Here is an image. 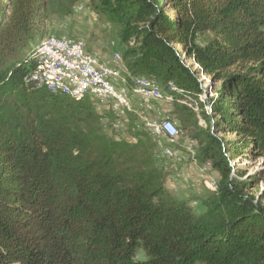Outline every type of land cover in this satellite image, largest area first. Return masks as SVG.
Segmentation results:
<instances>
[{
  "label": "trees",
  "instance_id": "1",
  "mask_svg": "<svg viewBox=\"0 0 264 264\" xmlns=\"http://www.w3.org/2000/svg\"><path fill=\"white\" fill-rule=\"evenodd\" d=\"M83 1L0 0V264H264V192L232 164L264 157V0H86L132 76L214 91L195 138L220 180L200 215L167 190L149 133L117 141L90 98L26 81L49 23Z\"/></svg>",
  "mask_w": 264,
  "mask_h": 264
},
{
  "label": "bare ground",
  "instance_id": "2",
  "mask_svg": "<svg viewBox=\"0 0 264 264\" xmlns=\"http://www.w3.org/2000/svg\"><path fill=\"white\" fill-rule=\"evenodd\" d=\"M81 4H77L75 13H83L85 10V6ZM110 46L113 50L112 57L106 60L94 52L90 53L83 40L46 35L33 54L35 68L26 81L37 88H46L56 95L90 98L100 114L108 110L113 116L112 119L104 120L110 127L109 135L117 141L136 142V139L130 136L128 120L132 117L137 118L135 127L149 133L156 142L159 163L181 162L184 158L177 148L180 136L177 124L169 118L151 119L147 114L153 111L155 104L161 103L187 105L194 112H196L194 106H198L199 112L201 105L206 109L207 103L209 106L207 113L212 114L206 98L204 100L200 96L195 99L184 92V89L177 87H170L168 91H164L155 80L132 76L124 65L122 53L117 49L116 42H112ZM75 52L81 53L80 59ZM196 68L200 66L196 65ZM82 72H92L101 84L91 80L90 76H83ZM53 80L56 81V85ZM207 81H210L209 78ZM143 106L151 107V111H146V115ZM167 124H170L173 139L170 135H161L160 130H167ZM129 136L132 137L130 141ZM197 147L196 141L188 144V148Z\"/></svg>",
  "mask_w": 264,
  "mask_h": 264
},
{
  "label": "rangeland",
  "instance_id": "3",
  "mask_svg": "<svg viewBox=\"0 0 264 264\" xmlns=\"http://www.w3.org/2000/svg\"><path fill=\"white\" fill-rule=\"evenodd\" d=\"M87 2L86 0L80 2L85 6L83 13H74L72 17L66 19V22H50L47 35L51 34L59 38L65 37L67 39L83 40L90 53L98 54L106 60L110 59L113 53L110 44L116 42L118 45L117 30L114 26L100 19L89 10ZM207 39L208 37L204 36V40L207 41ZM192 62V60H189L187 65H191ZM208 78L209 77L204 75L201 76L203 88L210 84L211 79L209 78L210 81H207ZM213 96L214 91H208L205 95L202 94L204 100L206 98V102ZM206 104L207 103H205L206 109L200 107L197 113L191 110L187 105H183L187 107L188 110L181 115V117L175 114V104L169 105L165 103L155 104L153 111L147 114L151 119L162 120L171 118L176 121L175 123L180 130L177 148L184 159H182L181 162L162 164L166 174V188L176 200L185 202L190 206L196 215H200L204 211L202 202L209 195V192L217 191L215 186H218L220 180L217 172L214 171L212 167H209L208 162H201L197 156L200 144L195 136L198 134L200 128L206 129L208 127V122L204 118V113L209 111V106ZM154 111L157 113H154ZM184 118L187 120L186 123L183 122ZM130 121L132 122L130 136L133 137L136 132L134 128L137 118L132 117ZM109 128L107 124V127L105 126V131L108 134H110ZM139 131L143 132V130ZM130 136L128 141L132 138ZM228 137L235 138L232 134L228 135ZM194 140L197 142V149L188 148V144ZM232 164L235 167L236 176L239 180L251 181V176H257L259 182L258 186L252 187L247 192L249 195L256 196L257 198L260 197L264 192V157L252 159L250 156H247L234 160ZM239 173L241 176H238ZM262 204L264 205V201H262Z\"/></svg>",
  "mask_w": 264,
  "mask_h": 264
},
{
  "label": "built area",
  "instance_id": "4",
  "mask_svg": "<svg viewBox=\"0 0 264 264\" xmlns=\"http://www.w3.org/2000/svg\"><path fill=\"white\" fill-rule=\"evenodd\" d=\"M81 6H84V5L81 4ZM74 40H76V39H74ZM75 53H76V56H79V59H80L81 53H79V52H75ZM50 56H53V55H50ZM54 57H58V56H54ZM81 74L83 76H90L91 80L95 81L97 84H101L100 82H98V79L92 74V72H82ZM53 82H54V85H56V81L53 80ZM143 107L145 108V115H146V111H151L150 106H143ZM194 107L196 108V112H198V106H194ZM154 113H157V112L154 111ZM105 126L107 127V122H105ZM160 131H161V135H170V137H172V139H173L172 130L170 129V124H167V130H160ZM163 154H167V153H163ZM208 165L211 168L210 162H208Z\"/></svg>",
  "mask_w": 264,
  "mask_h": 264
},
{
  "label": "crops",
  "instance_id": "5",
  "mask_svg": "<svg viewBox=\"0 0 264 264\" xmlns=\"http://www.w3.org/2000/svg\"><path fill=\"white\" fill-rule=\"evenodd\" d=\"M67 20H65L64 22H66ZM62 23V22H61ZM105 115H108L107 113H105ZM169 119H171V118H169ZM174 121V120H173ZM174 122H176V121H174Z\"/></svg>",
  "mask_w": 264,
  "mask_h": 264
}]
</instances>
